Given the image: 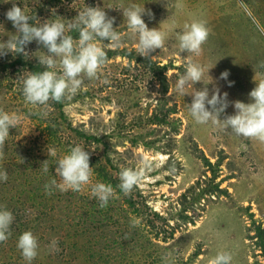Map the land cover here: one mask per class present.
Masks as SVG:
<instances>
[{"label":"rangeland","instance_id":"obj_1","mask_svg":"<svg viewBox=\"0 0 264 264\" xmlns=\"http://www.w3.org/2000/svg\"><path fill=\"white\" fill-rule=\"evenodd\" d=\"M45 1L1 0L0 44L14 38L16 30L5 16L13 5L29 17L41 13L35 21L39 26L57 16L68 24L85 6L99 7L115 18L113 27L121 40L119 47L99 41L106 63L95 78L81 73V88L62 100L60 110L51 108L50 100L47 105L25 101L24 70H0V112L20 117L0 146V171L8 174L0 182V207L15 218L11 235L0 243V264H27L16 247L25 231L38 241L31 264H210L221 253L231 257L229 264H264L254 239L257 226L264 230V142L236 135L211 120L199 124L188 108L193 87L210 91L218 87L228 93L230 103L221 120L234 114L231 102H251L248 94L264 81V0H53L49 12L43 8ZM132 5L150 10L152 17H143L148 28L166 34L164 46L148 58L140 56L138 35L130 31L123 15ZM198 21L209 29L200 54L180 53L177 34ZM65 34L73 37L78 51V31ZM26 51L25 58L32 63L46 54L35 41ZM12 55L0 60L10 62L17 57ZM189 60L203 67L204 76L193 87L189 83L181 96L174 85ZM56 61L48 70L59 76L63 69L59 57ZM152 62L165 68L163 82L158 71L151 70ZM225 70L232 87L219 79ZM171 108L165 116L164 110ZM61 113L66 120L59 119V127L48 123L57 132L54 145L36 149L39 133L30 118L51 114L57 120ZM75 146L87 151L90 160L98 159L96 171L97 162L119 178L123 169H132L142 173L139 183L128 194L114 190L105 207L92 195V186L99 182L93 175L78 192L64 188L55 174L56 164ZM53 150L55 155L50 154ZM200 151L212 164L221 160L217 180H224L221 188L229 194L195 201L192 211L199 217L193 223L178 220L173 238L163 242L156 234L158 225L146 228L144 217L130 213L129 196L136 199L138 191L149 209L163 217L172 215L170 225L174 224L181 195L210 176ZM192 211L186 214L193 217ZM54 240L58 251L52 247Z\"/></svg>","mask_w":264,"mask_h":264},{"label":"clouds","instance_id":"obj_2","mask_svg":"<svg viewBox=\"0 0 264 264\" xmlns=\"http://www.w3.org/2000/svg\"><path fill=\"white\" fill-rule=\"evenodd\" d=\"M123 15L127 19L130 31L138 35L136 47L141 57L148 58L156 49L164 46L166 34L159 28L149 29L143 19L144 16L152 17L150 10H146L144 6L132 5ZM5 16L16 31L13 39L0 44V58L13 53L28 57L29 53L26 49L33 41L46 49V54L38 60V63L44 65L46 69H54L56 58H60L62 75L58 76L56 71L45 70L39 73L28 72L25 76L22 92L25 101L31 105H47L49 100L61 102L63 99L75 96L83 82L79 78L81 73L88 78H95L97 72L106 63V53L98 46L99 41H110L111 47L120 45L121 36L113 27L115 18L109 17L99 7L85 6L84 10L69 20L68 24L62 22L64 18L57 16L58 19L50 23H42L39 27L30 23L31 18L21 7L15 5L5 13ZM73 30L78 31L79 35L78 51L74 50L73 37L65 34ZM208 35L209 29L202 21L185 25V30L177 34L180 53L199 55ZM208 73L209 71L207 75ZM203 76V67L189 60L186 71L178 74L174 91L183 96L189 83L193 87ZM229 76L230 72L225 70L220 73L219 79L225 81L227 87H232L234 82L228 79ZM193 90L194 94L191 96L192 100L188 108L191 117L197 123L205 124L211 120L222 125L226 130L230 128L236 135L253 137L264 142V81L255 85L248 94L250 103L231 102L234 114L225 116L222 120L220 117L230 103L228 93L221 92L218 87L211 91L208 87L200 90L193 87ZM19 122L20 117L17 114L0 112V146L9 137V129L15 128ZM50 154L55 155V151H51ZM89 160V153L80 146L72 147L62 159H59L55 174L60 177L64 188L78 192L83 185L91 182L93 168L89 166ZM44 163L46 164V161ZM47 170L45 168V171ZM141 177V172L123 169L120 172L119 188L128 194L139 183ZM7 178V172L0 171V182L6 181ZM51 183L55 185V179ZM91 192L100 207H105L114 194L110 184L100 182L92 186ZM14 219L11 211L0 207V243L11 235ZM16 247L27 264H31L37 256L38 241L30 231H25L18 237ZM52 247L58 251L57 241L52 242ZM230 259L228 254L221 253L212 259L210 264H229Z\"/></svg>","mask_w":264,"mask_h":264},{"label":"trees","instance_id":"obj_3","mask_svg":"<svg viewBox=\"0 0 264 264\" xmlns=\"http://www.w3.org/2000/svg\"><path fill=\"white\" fill-rule=\"evenodd\" d=\"M52 1L53 0H46L43 4V8H46V12L50 11V8L52 7ZM60 1V0H55ZM1 2V0H0ZM41 14V13H39ZM34 15L30 20V23H32L34 26L39 27V25H36L37 23H35L36 18H38V16H42L41 15ZM79 39V36L76 38ZM74 40V39H73ZM107 54V53H106ZM150 62V61H149ZM151 63V62H150ZM152 65H154V63L152 62ZM13 67H19L20 70H24L26 72V74L28 72H34V73H39L45 70L46 67L44 65H41L38 62H34L32 63L31 61L27 60L25 57L21 56V55H17L16 59H12L10 62L7 61H2L0 60V70L2 72H7L8 69H11ZM153 69L155 70V74L158 71V76H160V82H163V74H164V67H160V66H153L152 67V71ZM52 101V100H50ZM63 102H54L52 101L50 107L53 109H57L60 110L62 108ZM172 108L171 109H166L164 110V115H168L170 114ZM46 113V112H45ZM60 113V111H59ZM43 113H41L42 115ZM51 117L49 118H44L41 119L39 116V118H30V124L34 125L35 128H38V137L34 138L36 143L34 145H36V149L38 148V150H41V146H44L46 148V150H48V148L52 147L54 145V140L56 139L57 132H52L51 131V127H48V123L53 122L54 124H57L58 127L60 126L59 123V119H65L63 113H61V115H59V117L57 118V120L55 119V117H53L51 114H48ZM155 120L158 122H161V120L158 119L157 115H155ZM34 122V124H33ZM47 123V124H46ZM81 138H84L83 134H80ZM88 140H90V137H86ZM21 146L24 148L25 145H23L21 143ZM30 152H32L31 150H29ZM20 152V151H19ZM27 152V151H26ZM200 156L201 159L204 162V165L206 167V169L209 171L210 176L206 177L203 181H201V183H197L196 185L190 187V191H186L184 194L181 195L180 197V210L178 212V214L175 216L176 217V221L174 224L170 225V221L173 219L172 215H169L170 217H163L162 215H160L159 213H157L156 211H152L151 209H149L148 205L144 202V200L141 198V196L139 195L138 191L134 192V195L136 196V199H134L133 195L131 194L129 197V201L127 202V205L129 206V208L131 209V214L135 215V216H142L145 218V221L143 223V225H145L146 223V228H152L154 226H157V231L156 234L161 235V238L163 242H166L167 240H170L173 238L175 229L180 225L179 221L183 222H190L193 223L194 222V218L195 217H199V215L196 214V212L193 210V204L195 201H199L202 199H210L212 196H215L216 198L219 196H226L228 195V191L225 188H221V182H223V179L217 180L219 178V172H220V161L219 160L216 164H212L203 154L202 151H200ZM224 156V155H223ZM226 158V157H224ZM223 158V159H224ZM109 160V158H107ZM98 159L93 158L92 160H89V165L93 166V177L95 176L94 179L98 180L99 182H103L104 184H110L113 187V190L115 191H121V189L119 188V184H120V178L115 176L113 173L110 174V172H107V167L105 168V166H101L100 162H97V165L99 166L98 168H100V170L96 171V169L94 168V166H96L95 161H97ZM139 195V196H137ZM139 197V198H138ZM212 200V199H211ZM141 207V208H138ZM145 209V210H144ZM187 210L192 211L193 213V217L188 216L186 214ZM143 212L145 215H143ZM130 214V215H131ZM147 218V219H146ZM179 220V221H178ZM177 226V227H176ZM157 238H160L159 236ZM156 239V238H155ZM254 239H255V244L257 245V247L259 248V250L261 251V254L264 256V230H262L259 226L256 227V231H255V235H254Z\"/></svg>","mask_w":264,"mask_h":264}]
</instances>
